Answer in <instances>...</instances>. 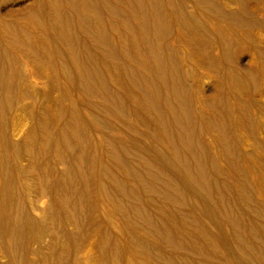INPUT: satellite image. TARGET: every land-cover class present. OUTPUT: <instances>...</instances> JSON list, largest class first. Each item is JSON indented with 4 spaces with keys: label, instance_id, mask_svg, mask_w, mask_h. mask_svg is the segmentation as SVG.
<instances>
[{
    "label": "bare ground",
    "instance_id": "1",
    "mask_svg": "<svg viewBox=\"0 0 264 264\" xmlns=\"http://www.w3.org/2000/svg\"><path fill=\"white\" fill-rule=\"evenodd\" d=\"M0 57V264H264V0H0Z\"/></svg>",
    "mask_w": 264,
    "mask_h": 264
},
{
    "label": "rangeland",
    "instance_id": "2",
    "mask_svg": "<svg viewBox=\"0 0 264 264\" xmlns=\"http://www.w3.org/2000/svg\"><path fill=\"white\" fill-rule=\"evenodd\" d=\"M250 2H252L251 5H250ZM247 3H248V5H247V10H248L249 12H253V11H254V12H257V6H256V4H254L253 1H248ZM252 4H254V5L256 6V8H255V6L252 5ZM249 5H250V6H249ZM248 7H250V8H248ZM253 7H254V8H253ZM252 8H253V9H252ZM0 63H2V59H1V57H0ZM242 65H243V64H241V66H242ZM241 66H240V68H241ZM243 66H244V65H243ZM242 68H243V67H242ZM259 90H260V89H258V90L256 91V92H257V93H256V96L259 97V98H261L260 96H262V97L264 98V95H263V94H264V90L261 89V90H260L261 93L259 92ZM262 91H263V93H262ZM259 93H260L261 95H259ZM258 95H259V96H258Z\"/></svg>",
    "mask_w": 264,
    "mask_h": 264
}]
</instances>
